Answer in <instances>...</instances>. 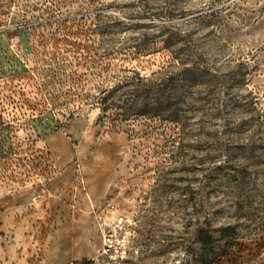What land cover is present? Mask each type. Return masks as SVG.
<instances>
[{
    "label": "rangeland",
    "instance_id": "1",
    "mask_svg": "<svg viewBox=\"0 0 264 264\" xmlns=\"http://www.w3.org/2000/svg\"><path fill=\"white\" fill-rule=\"evenodd\" d=\"M84 260L264 264V0H0V264Z\"/></svg>",
    "mask_w": 264,
    "mask_h": 264
},
{
    "label": "trees",
    "instance_id": "2",
    "mask_svg": "<svg viewBox=\"0 0 264 264\" xmlns=\"http://www.w3.org/2000/svg\"><path fill=\"white\" fill-rule=\"evenodd\" d=\"M160 27L167 29L169 26V24H165V23H160L159 24ZM173 38L169 37L168 39L164 40V43L166 45V47H171L173 46V43L171 42ZM185 46L184 44H182L181 47H179L180 49ZM205 63V62H204ZM207 68L205 66V64L201 63V62H193L190 63L189 66H184L182 68L181 71L179 72H171L170 75H164L165 73L163 71H158L155 73L151 74V77H142L140 76V74L138 72H134L133 75L125 78L122 82L118 83L116 86L110 88L109 90L104 92V96L101 99V104H102V112H106L107 111V99L109 98L110 94L113 93H117L118 91H120L124 86L129 87V95L133 98L131 99L130 102L126 103V107L122 108V112H130V111H134L136 114H140V115H144L145 113L151 112L153 108L156 107H149V103L145 102L143 104V108H137L136 106V100L139 97H144V98H148L151 94L155 93L156 91L159 90L160 87H162V85L165 82H174V81H178V80H185V79H189L187 78V74L189 75H194V80L197 81H204V77L203 74L206 72ZM193 78V77H192ZM154 104L156 103V100H154L153 102ZM157 104V103H156ZM156 110V109H155ZM172 119H177L176 117L172 118ZM99 120H101L99 118ZM231 228L228 227L226 229H221L219 234H220V239L224 240V235L226 234L227 231H230ZM198 238L199 240L203 243L206 242V239H212L209 235H204L203 232L201 230H198ZM209 251L210 252H214V246L213 244H209ZM75 264H90V260H84L80 263H75Z\"/></svg>",
    "mask_w": 264,
    "mask_h": 264
}]
</instances>
